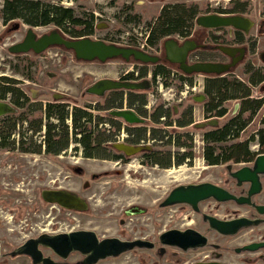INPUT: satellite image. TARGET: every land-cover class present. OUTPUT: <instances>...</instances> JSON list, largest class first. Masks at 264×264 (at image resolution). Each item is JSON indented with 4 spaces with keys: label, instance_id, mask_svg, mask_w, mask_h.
Wrapping results in <instances>:
<instances>
[{
    "label": "rangeland",
    "instance_id": "rangeland-1",
    "mask_svg": "<svg viewBox=\"0 0 264 264\" xmlns=\"http://www.w3.org/2000/svg\"><path fill=\"white\" fill-rule=\"evenodd\" d=\"M4 1L0 0V79L8 77L16 80L19 83L18 88L30 98V105L42 103L46 106L50 103H65L70 108L96 107L104 103L106 95L97 97L90 94L89 90L95 84L107 80L128 82L124 80V77L143 66L133 60L126 62L123 59H115L106 63L82 62L78 61L72 52L59 47L50 48L41 55H36L33 52L13 55L9 52V48L23 42L27 31L32 27L25 25L21 20L5 24L2 20ZM39 1L73 9L77 16L94 13L97 21L96 33L91 37L92 40L142 49L150 55L160 57L159 65H165L179 76L182 74L179 68L169 64L165 59L164 42L155 49L142 48L146 45L151 24L155 23L162 9L168 5H197L199 11L197 18L208 15L210 11L217 9V7L210 8L211 0H73L72 2L68 0L71 5L65 6L61 4L60 0ZM230 1L235 0H213V4L219 3V7H227ZM239 1L246 2V0ZM253 8L254 12L249 19L254 27L249 31V36L256 35L261 23L259 14L263 10V1L254 0ZM16 25H20L18 30L15 29ZM54 31L59 30L54 26L40 27L34 30L39 38ZM193 34L194 41L199 46L203 44L204 38L208 37V33L196 25V19ZM209 35L213 36V33L209 32ZM217 41L219 45H226L229 42L228 32L224 31ZM247 62L221 77L236 78L247 83L250 78L247 74ZM257 63L259 64V62ZM154 69L155 65H148L150 72ZM261 73L264 74V72ZM191 77L193 83L198 85V90L190 92L188 95H182L185 88L180 90L182 81L174 79V76L168 81L169 87L164 85L165 80L163 79H157L154 83L152 76H149L145 81L132 82L144 83L148 81L151 89L146 93L148 97L146 110L149 114H153L155 109L162 105L173 109L175 114L182 112L186 106L194 107L195 124L185 130L176 127L165 128L162 125L157 126L147 122L149 129L158 127L156 129H164L169 133H190L194 139V159L191 164L162 170L158 167L145 166L142 162L144 154L141 153L129 156L126 163L88 160L84 157L82 148L75 144H72L66 154L60 158L0 152V216L2 217L0 240L4 239L8 242L5 252L8 253L17 245L28 240L29 237L39 235L42 230H50L53 227V223L56 222L53 217L56 216V213L50 215V210L43 206L40 198L43 190L47 188L61 185L65 191L78 194L88 201L89 210L85 214L78 215V221L71 227L61 226L63 231L65 229L70 231L75 226V231H93L100 239L134 238L138 235L135 224L140 223L142 237L147 235V237L153 238L158 233L174 226L171 223V216L175 215L178 208L165 210L159 208V204L172 190L179 186L193 184H217L228 179L225 167L213 168L205 163L203 135L210 128L198 127L208 125L209 122H217L215 126L226 123L229 118L234 117L240 111V101L226 103L227 116L225 118L205 120L204 105L206 100H202L205 81L208 77L216 76L193 75ZM253 98L264 99V83L253 89ZM5 102L12 105L10 95L7 96ZM180 105L183 108H179ZM33 110L35 107L26 111L31 121L42 116L41 113L33 112ZM22 112L25 111H20V113ZM91 112L94 116H106L102 112ZM263 118L264 107L241 134L240 139L226 143L224 146L236 142H247L251 137L256 136L259 130L264 129ZM69 126L72 127V124ZM103 129L109 128L103 127ZM37 141H43V139L37 137ZM147 146L152 147V143ZM250 147L253 152L262 151L257 138L256 141L251 142ZM75 148H77V153H75ZM156 149L175 151L169 145L158 146ZM69 166H77L79 173L72 174L65 179L67 176L65 170ZM134 207L146 209L147 212L142 216L125 215L126 211ZM221 215L225 216L223 213ZM63 217L64 215H62V219ZM121 221H124V227L121 225ZM26 228L30 229L31 233H25ZM123 231L127 233L126 236L123 235ZM45 254L50 255L48 252ZM77 259L79 258L77 257ZM73 261L76 263L77 260ZM128 262L135 264L132 262L131 255L100 264H127ZM0 264H31V262L23 257L4 258L0 260Z\"/></svg>",
    "mask_w": 264,
    "mask_h": 264
},
{
    "label": "trees",
    "instance_id": "trees-1",
    "mask_svg": "<svg viewBox=\"0 0 264 264\" xmlns=\"http://www.w3.org/2000/svg\"><path fill=\"white\" fill-rule=\"evenodd\" d=\"M63 2L64 0H60ZM230 10V9H229ZM244 10L241 5L232 8L230 13ZM222 11V14H225ZM197 6L175 4L165 6L155 23L151 24L149 34L146 38V48L159 47L163 41L179 37L187 39L193 34L194 21L198 16ZM2 20L5 24L21 20L25 25L33 28L54 26L70 39L91 38L96 33V17L94 13L77 16L75 11L60 5L45 4L39 0H5L2 8ZM137 68V67H136ZM247 71L250 76L248 82L240 81L231 77H211L205 81L204 95L206 97L205 120L211 118L221 119L227 116L226 103L240 101V111L234 117L221 126L210 128L203 135L205 143L203 158L205 163L212 166L227 164L231 161H252L257 152L251 150L250 144L257 142L264 154V129L257 132L247 142H236L231 145L224 144L238 140L241 134L253 122L257 113L264 107V99L253 98V89L264 83V71ZM136 73L138 76H136ZM252 73V74H251ZM152 76L153 82L158 78L165 80L164 85L169 87L168 81L174 79L182 81L180 90L184 84L193 86L191 76L174 74L165 65H155L154 71L148 70V65H143L134 73L124 77L128 82L145 81ZM232 76V75H231ZM18 82L8 77L0 79V100H6L11 96L12 106L16 109L15 114L0 119V149L19 150L22 153L40 154L42 152L41 141L46 143V153L50 155H61L67 150L71 141L70 126L67 121L72 118L73 140L82 147L83 155L90 160H118L122 157L116 156V152L109 146L115 142L116 133L121 129L122 123L112 115V112L123 110L125 105L132 109L144 121L140 125L128 124L126 129L129 134L128 144L130 146H147V141H155L157 145L152 150H145L142 160L145 166L158 167L162 170H170L191 164L194 159V139L190 133H169L164 129H149L147 122L165 128L188 129L194 126V107L189 105L184 110L175 114L173 109L159 106L153 114L146 110L148 104L147 91H118L111 93L105 98L103 104L96 107L83 109L73 107L64 103H50L44 106L42 103L30 105V98L18 88ZM35 107L33 112L41 113L42 116L30 120L26 113L27 109ZM179 108H183L181 105ZM25 111L20 113V111ZM102 113L110 112L108 119L104 116H94L91 111ZM107 116V115H106ZM164 119V120H163ZM46 122V123H45ZM108 122L111 129H100L101 125ZM264 125V118L262 119ZM25 126L26 129H25ZM44 126L45 135H42ZM135 127V128H134ZM42 141V142H43ZM160 146H172L175 151L158 150ZM112 148V149H111ZM128 160H125L126 163ZM187 162V163H186Z\"/></svg>",
    "mask_w": 264,
    "mask_h": 264
},
{
    "label": "flooded vegetation",
    "instance_id": "flooded-vegetation-1",
    "mask_svg": "<svg viewBox=\"0 0 264 264\" xmlns=\"http://www.w3.org/2000/svg\"><path fill=\"white\" fill-rule=\"evenodd\" d=\"M70 1L72 2L73 0ZM262 1H263V10L262 13L259 14L261 23L257 29L255 36H249V33L236 31L232 29H218V30L204 29L208 33V37L204 38L203 40L204 42L200 41L203 42V44H200L201 48L199 50L190 54L189 62L191 64L199 63V62L233 64L234 59H238L240 57V54H237L235 58L229 57L218 50V47L223 46L228 48H239L244 50L245 56L243 60L236 65V67H239L241 64H243L244 62L246 63L248 61L246 64L248 71H252V72L264 71V61L262 60V55L264 54V48H261L264 47V0ZM64 3H67V5H71V3H68V0H64L63 2H61L62 5H64ZM210 3H211L210 8L217 7V9L210 11L208 15L209 14L241 15L249 19L251 14L254 12V8H253L254 0H246V2H240L239 0L230 1L227 7H219L220 4L219 3L213 4V0H211ZM238 5H241L244 10H241L240 12L235 11L233 13H230V10L232 8L238 7ZM190 6H197V5H190ZM222 11H226L224 12L225 14H222ZM253 27L254 24H252V28ZM37 28H33V29H37ZM224 31L228 32L229 42L226 45H219L217 39L223 35ZM209 32L213 33V36L209 35ZM193 35L194 34H192L187 39L186 38L181 39L176 36L173 38L179 39L180 43H183L187 40H194ZM148 49H155V48L148 47ZM257 62H259V64ZM129 74H127V76ZM136 76H138L137 73ZM118 91H124V90L107 91L105 93L106 96L104 98H107L111 93ZM95 96H97V94ZM97 97H103V96H97ZM0 101L6 103L5 102L6 100H0ZM70 109L72 111V108ZM123 110H129L133 112L138 118H140L134 110L128 109L126 105L123 108ZM105 114L107 116L104 117L107 119H108V115H111L110 112H106ZM7 116L9 115L0 117V119ZM119 121L122 123V127L116 133L115 142L108 144L109 146H112L114 150H116L114 146L118 144H124L130 146L128 144L129 134L128 131L126 130L129 127L128 125L129 123L121 119H119ZM67 124L68 125L73 124L72 118H70L67 121ZM134 125L135 127H137L136 125H140V124H134ZM103 126L109 128L108 130L111 129V126L108 122L101 125V127ZM70 131H71V141L69 147L61 155L55 156V155L47 154L46 143H44V141L40 142V144H42V152L40 154H29V153L27 154V153H22L19 150L11 151V150H2V149H0V152L20 153L25 155H39V156L44 155L50 158H60L63 156V154H66V152L71 148L72 144L81 147L73 140L72 137L73 127H70ZM45 133H46V127L44 126L42 135H45ZM42 139L44 140V137ZM151 142H152V147H155L154 145H157L155 141H151ZM148 144H150V142H148ZM160 144H162V142L158 143V146H160ZM77 148H75V153H77ZM257 153H258L257 156L252 161L240 162V163L236 161H231L228 162L227 164L212 166L213 168L225 167L228 173V179L223 180L217 184L214 183H210V184L222 188L227 193H229L230 195L236 198L250 199L251 201L250 205H240L235 200H230L227 202H218L214 199H210L201 202L198 205L197 209H195L190 205H178L168 208H161L160 205L163 202L162 201L159 204L160 210L178 208V210L175 212V215L171 216L172 218L171 223H173L174 226L168 230L158 233L157 236L150 238L147 237V235L145 237H142L141 235L142 225L140 223L135 224V227H137V231H138V235L136 237L134 238L127 237L124 239H120V238L118 239H120L123 242L140 241L145 243V246L137 247L130 252L124 253L118 258H110L105 261L119 259L131 255L132 262H134L135 264H264V174L260 176L261 192L259 194L252 196L251 198L249 196L252 189L251 183H244L240 185L239 182L232 177V173L238 171L239 169L245 167L253 168L256 158L259 155H263L262 153H260V151H257ZM113 154L122 157L116 160L118 163H122L125 160L129 159L128 158L129 156H127L122 152L119 153L117 150ZM102 161L111 162L114 160H102ZM230 166H232V170H229ZM65 173L67 174L65 179H67L72 174H78L79 169L77 166H69L67 167V170H65ZM54 184H56V181H54ZM194 185H198V184H194ZM45 190L65 191L64 187L61 185L58 187L47 188ZM75 195L79 196L78 194ZM40 198L43 203V206H46L50 210V215L56 213V216L53 217V220H56V222L53 223V227H51L50 230L47 229L42 230V233H40L39 235H34L32 237H29L28 240H26L20 245H17L14 249L9 251L8 253L5 252V247L7 246L8 242L4 239L0 240V246H1L0 260L4 258L17 259L23 257V258H27L31 262V264H33V261L29 256L22 255V256L13 257L12 253H14L20 247L24 246L26 243L30 241L38 240L44 235L54 236L63 233L76 232L75 226H73V228H71L70 231H67L66 229L64 231L61 230L62 228L61 226L67 225V227H71L74 223L78 221L77 216L85 213H81L74 210H68L59 205L47 203L46 201H44L42 194ZM81 198L84 199L83 197ZM146 212H147L146 209L134 207L133 209L126 211L125 215L142 216ZM222 213L225 215L224 217L221 215ZM62 215H64L63 219H62ZM1 218L2 217L0 216V223H1ZM213 220L225 224L226 229L220 230L216 228L213 225ZM240 220H245L247 222H251L252 224L250 226H244L238 229L237 222ZM228 224L230 225L228 226ZM121 225L123 227L125 226L124 221H121ZM31 229H33V227H31ZM29 231L30 229L29 230L27 228L25 229V233ZM172 231H177L184 235L183 241L185 247H177L172 245L166 246L161 243V236L165 233ZM123 235L126 236L127 233L123 231ZM40 249L45 258H51L53 261H55L58 264H81L85 260V257L80 253H73L71 254L68 260L64 261L57 255H55V253H53V251H51L50 249H44L42 247ZM45 252H48L50 255H46ZM77 257L79 259H77ZM75 259L77 260L76 263L75 261H73ZM105 261H101V262H105ZM101 262H99L98 264H100ZM127 264H129V262Z\"/></svg>",
    "mask_w": 264,
    "mask_h": 264
},
{
    "label": "water",
    "instance_id": "water-1",
    "mask_svg": "<svg viewBox=\"0 0 264 264\" xmlns=\"http://www.w3.org/2000/svg\"><path fill=\"white\" fill-rule=\"evenodd\" d=\"M196 25L206 30L218 29H232L249 33L252 28L250 19L241 15H218L209 14L198 17ZM20 25H16L18 30ZM35 29L27 31V35L23 42L16 44L9 48V52L13 55H24L33 52L36 55L48 51L50 48L59 47L72 52L78 61L94 62L99 61L106 63L115 59H123L126 62L133 60L135 63L141 65H158L161 62L160 57L148 54L147 52L133 48L122 47L115 44H107L103 41H95L91 38L70 39L66 37L61 31H54L48 35L40 38L34 32ZM199 46L194 40H187L180 43L175 38H169L164 42V52L166 61L179 68V71L186 76L205 75L221 77L229 74L232 69L244 58V50L239 48L218 47V50L223 54L235 58L240 54L238 59H234L233 64L221 63H194L189 62L191 53L199 50ZM264 61V54L262 55ZM103 89H100V88ZM151 89L148 81L144 83H130V82H114L101 81L95 84L90 90V94H97V96H104L107 91L124 90V91H147ZM202 100H206L203 96ZM239 107V105H238ZM16 109L7 103L0 101V117L15 114ZM112 115L118 119H122L129 124H142L144 121L138 118L133 112L129 110H118L112 112ZM217 122H209L208 125H202L198 128L214 127ZM114 148L118 152H122L127 156H134L142 153L145 150H151L148 146H128L124 144L115 145ZM232 170V166L229 167ZM264 174V154L259 155L254 167H245L232 173L240 185L244 183H251L252 189L249 194L250 198L261 192L260 176ZM44 201L50 204L59 205L68 210H74L85 213L89 210V204L86 200L73 193L67 191L45 190L42 193ZM214 199L218 202H227L230 200L237 201L240 205H250V199L236 198L227 193L222 188L210 183L179 186L171 191L168 197L161 203V208H168L178 205H190L195 209L198 205L206 200ZM252 223L245 220L237 222L238 229L244 226H250ZM213 225L225 230L226 225L213 220ZM230 224H228L229 226ZM184 235L177 231L165 233L161 236V243L163 245H172L177 247H185L183 241ZM145 243L137 242H123L118 238L100 239L93 231H76L71 233H63L54 236L44 235L38 240L30 241L24 246L12 253L13 257L26 255L29 256L33 264H58L51 258H45L41 247L50 249L66 261L71 254L80 253L85 257L81 264H98L110 258H118L124 253L130 252L137 247H144ZM1 258V246H0Z\"/></svg>",
    "mask_w": 264,
    "mask_h": 264
},
{
    "label": "built area",
    "instance_id": "built-area-1",
    "mask_svg": "<svg viewBox=\"0 0 264 264\" xmlns=\"http://www.w3.org/2000/svg\"><path fill=\"white\" fill-rule=\"evenodd\" d=\"M65 5H67V3H64V6ZM65 8H67V7H65ZM142 48H146V45L142 46ZM140 50H142V49H140ZM158 79H161V78H158ZM184 88H185V92H182V95H185V94L188 95L190 92H196L198 90V85L196 83H194L193 86H189V84L186 83V84H184ZM150 143H152V142H150Z\"/></svg>",
    "mask_w": 264,
    "mask_h": 264
},
{
    "label": "bare ground",
    "instance_id": "bare-ground-1",
    "mask_svg": "<svg viewBox=\"0 0 264 264\" xmlns=\"http://www.w3.org/2000/svg\"><path fill=\"white\" fill-rule=\"evenodd\" d=\"M100 89H103L102 87Z\"/></svg>",
    "mask_w": 264,
    "mask_h": 264
}]
</instances>
